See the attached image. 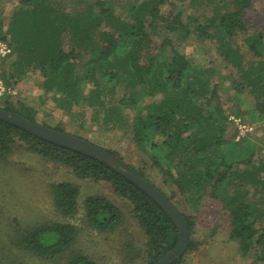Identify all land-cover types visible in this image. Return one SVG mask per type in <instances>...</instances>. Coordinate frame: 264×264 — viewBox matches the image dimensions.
I'll return each instance as SVG.
<instances>
[{
	"label": "trees",
	"instance_id": "1",
	"mask_svg": "<svg viewBox=\"0 0 264 264\" xmlns=\"http://www.w3.org/2000/svg\"><path fill=\"white\" fill-rule=\"evenodd\" d=\"M77 2L84 6L62 13L57 0H21L4 39L17 56L10 77L38 72L40 88L55 108L91 110L94 124L124 125L122 109L135 111L132 139L165 174L164 182L177 189L173 196L178 206H173L189 229L187 250L173 264H184L199 246L193 239V218L179 206L196 208L207 194L229 212L230 239L237 242L241 257L253 255L264 264V159L255 158L257 143L249 133L238 140L227 137L230 115L251 126L264 121V27L239 41L246 33L245 10L252 0L186 1L211 9L203 21L200 15L183 18L181 10L173 17L162 16L168 0L137 1L123 7V14L116 13L112 0ZM28 12L23 23H13L14 16ZM162 28L174 37L168 34L155 48L152 38L162 36ZM189 38L211 42L229 69L222 78L234 91L232 107L220 99L216 68L193 65L179 49ZM12 108L1 109L35 121L31 108ZM21 147L58 162L78 179L109 184L130 206L146 239L148 264H156L179 244L180 233L168 215L124 176L0 120V160ZM136 171L148 180L144 171ZM79 194L73 183L57 185L54 202L62 217L77 213ZM84 209L88 223L100 232L115 231L124 219L121 208L104 197L86 198ZM75 239L76 230L68 223L35 225L21 230L18 246L55 261ZM68 264L98 263L76 255Z\"/></svg>",
	"mask_w": 264,
	"mask_h": 264
},
{
	"label": "rangeland",
	"instance_id": "2",
	"mask_svg": "<svg viewBox=\"0 0 264 264\" xmlns=\"http://www.w3.org/2000/svg\"><path fill=\"white\" fill-rule=\"evenodd\" d=\"M62 1L69 4L65 5L71 12L84 6L77 0ZM112 1L117 13L123 14V7L126 5L145 0ZM186 1L189 0H168L161 7V15L173 17L181 10L183 18L187 15H200V21H203L204 15L212 14L210 8H194ZM20 2L0 0V40L7 45L4 39L9 38L8 23L12 14L21 9ZM245 12L246 33L240 34V42L244 41L246 35H253L264 27V0H252V7ZM29 14V12L22 14L19 18L14 16L13 23H23L22 20ZM160 32L162 36L159 33V36L152 38L155 48L160 46L169 34L163 28ZM173 35L169 34V37H174ZM65 41V45L72 46L70 42ZM182 43L179 49L193 65H211L216 68L219 73L217 81L220 84L218 92L220 99L225 106L232 107L235 101L234 91L229 90L230 81L222 78V75L229 74V69L222 63L214 45L209 41L194 38ZM9 48L12 52L11 47ZM11 52L5 57H0V85L4 87L0 95L1 108L12 105V109L21 110L22 105L29 107L34 111L35 122L59 132L81 137L115 153L133 169L144 171L149 182L167 198H171L170 202L173 205L178 206V199L173 196L176 195L177 189L164 182L165 174L154 166L132 139L130 124L133 118L137 117L135 111L130 108L122 109L126 119L124 125H98L93 123L94 116L91 110L82 111L73 107L63 111L55 108L51 97H46L40 88L41 78L38 72L31 71L20 77L14 73V76L10 77L14 72L12 63L17 58ZM118 91H121V88ZM232 118L240 119L230 115L227 137L234 136L236 139L241 134ZM252 127L253 130L248 133L257 143L255 158L261 160L264 159V121ZM25 148H13L11 155L0 160V264H68L76 255L89 256L98 264H148L145 252L146 239L132 218L130 206L127 201L114 194L109 184L78 179L72 175L70 169ZM64 182L73 183L80 193L78 211L69 217H62L54 202L55 189L58 184ZM93 196L104 197L121 208L124 219L118 229L113 232H100L91 227L85 217L84 202L86 198ZM182 205L179 206L181 212L193 218V239L199 243L196 251L186 255L184 264H261L253 255L241 257L237 242L230 239L231 219L222 202L214 200L207 194L196 208ZM55 223H68L76 230L75 242L55 261L19 249L18 239H21L22 229Z\"/></svg>",
	"mask_w": 264,
	"mask_h": 264
},
{
	"label": "water",
	"instance_id": "3",
	"mask_svg": "<svg viewBox=\"0 0 264 264\" xmlns=\"http://www.w3.org/2000/svg\"><path fill=\"white\" fill-rule=\"evenodd\" d=\"M0 120L22 129L44 141L89 156L124 176L150 197L168 215L180 233V241L177 247L164 255L156 264H173L184 255L189 242V229L184 217L157 187L142 177L135 169L102 147L83 138L68 133L58 132L38 122L28 120L17 113L0 108Z\"/></svg>",
	"mask_w": 264,
	"mask_h": 264
},
{
	"label": "built area",
	"instance_id": "4",
	"mask_svg": "<svg viewBox=\"0 0 264 264\" xmlns=\"http://www.w3.org/2000/svg\"><path fill=\"white\" fill-rule=\"evenodd\" d=\"M11 52L10 48L7 44H5L3 41L0 40V57H5ZM4 91V87L0 85V95ZM233 122L236 123L238 130L240 132V136L236 137V140H238L240 137L244 136L246 133L253 130V127L251 125H248L246 123H243L240 119H234L232 118Z\"/></svg>",
	"mask_w": 264,
	"mask_h": 264
},
{
	"label": "crops",
	"instance_id": "5",
	"mask_svg": "<svg viewBox=\"0 0 264 264\" xmlns=\"http://www.w3.org/2000/svg\"><path fill=\"white\" fill-rule=\"evenodd\" d=\"M20 4H21V2H20ZM65 4H68V3H64L62 0H57V6L56 7L58 9H60L62 13H69V12H71V11L68 10V7ZM116 13H117V10H116Z\"/></svg>",
	"mask_w": 264,
	"mask_h": 264
}]
</instances>
